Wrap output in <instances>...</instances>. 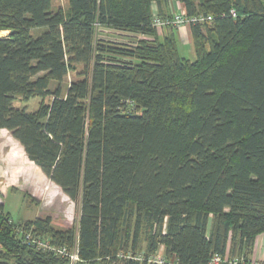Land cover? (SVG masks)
<instances>
[{"label": "trees", "instance_id": "16d2710c", "mask_svg": "<svg viewBox=\"0 0 264 264\" xmlns=\"http://www.w3.org/2000/svg\"><path fill=\"white\" fill-rule=\"evenodd\" d=\"M167 1L0 0V128L81 211L77 235L51 217L16 222L0 202V264H70L22 243V224L78 242L77 264H156L162 245L164 264H253L264 232V0H179L187 16L213 17L190 24L195 59L181 55L176 27L154 26L171 16L154 3ZM33 97L48 100L16 105Z\"/></svg>", "mask_w": 264, "mask_h": 264}, {"label": "rangeland", "instance_id": "374dc122", "mask_svg": "<svg viewBox=\"0 0 264 264\" xmlns=\"http://www.w3.org/2000/svg\"><path fill=\"white\" fill-rule=\"evenodd\" d=\"M52 2L54 9L68 8L69 0H52ZM186 26L189 27L190 24H184L181 27L186 28ZM161 31L165 34V29ZM8 34L9 31H0V36ZM183 34L184 30L181 32L182 37L178 38L180 53L182 56L195 59L196 53L193 40L191 37H186V40H189L186 41ZM100 37L113 41H130L127 34L113 29H103L100 32ZM74 78H76V73L70 72L64 87ZM46 100L41 97H33L28 102L17 100L16 105L26 106L29 110H35ZM0 202L5 204V210L10 212L16 222L51 217V223L55 228H72L78 235L81 215L79 202L72 200L65 194L61 187L53 182L28 157L23 145L14 138L12 133L3 128H0ZM144 246H146L145 242L143 243ZM125 253L122 251V254ZM157 255V258L162 257L165 259V248L163 245ZM256 262H263V260Z\"/></svg>", "mask_w": 264, "mask_h": 264}, {"label": "built area", "instance_id": "2783aa9c", "mask_svg": "<svg viewBox=\"0 0 264 264\" xmlns=\"http://www.w3.org/2000/svg\"><path fill=\"white\" fill-rule=\"evenodd\" d=\"M232 13L235 15V10H232ZM213 20L212 15H196L193 17L187 16L186 10H183L179 13L171 14V16L167 17H161L159 15H156L154 18V26L158 28L159 30L164 29L168 26H174L177 28H180L184 24H191L192 22H200V21H211ZM15 231L17 233L18 238L21 240L22 243L28 245L32 249L40 252L45 253H51L55 256L60 257H67L70 260V264H77L79 261V250H78V242L74 245V247L71 249L66 245H62L59 243H55L52 241L50 237L47 235L37 234L35 232L34 226H31L30 228H26L24 224L18 225L15 227ZM159 254V252H158ZM124 254H120L122 256ZM125 257L130 258L132 257V254L129 253ZM158 255H152L149 257L148 261L150 263H156V264H164L166 262V258H157ZM221 261L220 257H215L212 261V264H218ZM176 264V263H174ZM253 264H264V262H256L253 261Z\"/></svg>", "mask_w": 264, "mask_h": 264}, {"label": "crops", "instance_id": "0c3cea01", "mask_svg": "<svg viewBox=\"0 0 264 264\" xmlns=\"http://www.w3.org/2000/svg\"><path fill=\"white\" fill-rule=\"evenodd\" d=\"M153 8H154V13L160 14V15H161V13H163L164 15H167V14L179 13V12H182L183 10H186L183 3L179 0H169L165 3H163L162 5H160L158 3H154ZM171 30H175V31L177 30L178 38L182 37L181 32L183 30H184L183 36H185V40H186V37L192 38L190 26L189 27L186 26V28L181 27L180 29L179 28H171ZM171 30H170V28H166L165 33L170 32ZM186 41H189V40H186ZM252 260L253 261L263 260V262H264V232L259 234L256 238L254 252L252 254Z\"/></svg>", "mask_w": 264, "mask_h": 264}, {"label": "bare ground", "instance_id": "6f19581e", "mask_svg": "<svg viewBox=\"0 0 264 264\" xmlns=\"http://www.w3.org/2000/svg\"><path fill=\"white\" fill-rule=\"evenodd\" d=\"M8 32V31H7Z\"/></svg>", "mask_w": 264, "mask_h": 264}]
</instances>
